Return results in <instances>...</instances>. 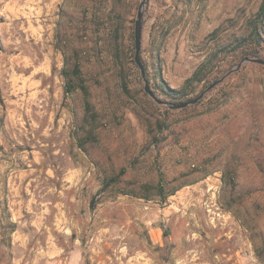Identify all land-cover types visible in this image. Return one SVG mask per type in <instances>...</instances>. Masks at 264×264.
Returning <instances> with one entry per match:
<instances>
[{"label":"rangeland","instance_id":"obj_1","mask_svg":"<svg viewBox=\"0 0 264 264\" xmlns=\"http://www.w3.org/2000/svg\"><path fill=\"white\" fill-rule=\"evenodd\" d=\"M263 2L147 0L155 97L191 99L243 51L264 58ZM139 3L0 0V264H264V65L243 63L185 108L160 104L131 62ZM59 20L89 38L96 120L65 91Z\"/></svg>","mask_w":264,"mask_h":264},{"label":"trees","instance_id":"obj_2","mask_svg":"<svg viewBox=\"0 0 264 264\" xmlns=\"http://www.w3.org/2000/svg\"><path fill=\"white\" fill-rule=\"evenodd\" d=\"M65 2H66V0H65ZM63 12H64V10H61V14H63ZM256 14L258 16V21L263 19V17H264V2L260 5L259 11ZM87 15L88 14L85 13L86 17H87ZM67 29H68V27H66V23H64L62 20H59L58 28L56 31V47L61 51V53L63 55V63H64L63 64V74L65 77V91L71 92V93L75 92V91H79V93L82 96V100H83L84 112L85 113L91 112L90 116L93 117V120H96L99 117L98 109L96 108L95 104L92 101H90V99L88 98V96L91 95L90 90H89L88 86L86 85L85 80L83 78H81L82 70L84 68V62L82 59V54H83L84 49H82L81 51L79 49H80V47H83L87 42H89V38H86V35L83 38V37H77L74 34H72V35L67 34ZM114 34H115L114 38H116V36H117L118 38L123 39V33L122 32L119 33V31L116 30ZM133 48L135 51L134 43H133ZM244 56H259V55H258L257 51H243L241 57H244ZM131 62L136 64L134 61L133 55L131 56ZM206 62L207 61H205V62L203 61L198 66V68L193 72V74L189 78L186 79V81H185L186 84L193 83L194 81H202L203 80L202 73H203V69L206 66ZM122 87L126 88L125 81H123ZM162 92L166 97H180V96H184L186 94L184 87H181L179 89H175V88L169 87L166 84H163ZM163 100L165 101L166 98H164ZM165 110H168V108H165ZM180 185H181V183L178 186H180ZM178 186L172 187L162 197L163 200H165L167 198V196L173 194V192L177 189ZM102 188H104V185L101 187V189H99V194L102 192ZM140 197L150 199V197L147 195H140ZM93 204H94V200H93Z\"/></svg>","mask_w":264,"mask_h":264},{"label":"water","instance_id":"obj_3","mask_svg":"<svg viewBox=\"0 0 264 264\" xmlns=\"http://www.w3.org/2000/svg\"><path fill=\"white\" fill-rule=\"evenodd\" d=\"M147 3V0H140L138 10L136 13V18L134 21V46H135V51H134V61L139 67L141 71V75L145 81L144 85V91L148 93L149 96H151L155 101H157L160 104H165L171 109H181L184 108L188 105L195 104L197 103L203 95L211 90L213 87H215L217 84H219L229 73H231L234 70H237L243 63L245 62H255L261 65H264V58L259 57V56H244L239 63H237L228 73L223 75L222 77L215 79L212 81L210 84L207 85L205 89H203L198 95L195 97L182 101V102H168L164 101L162 99H159L155 97L153 92L149 89L148 83L145 78V70H144V65L141 61L140 58V49H141V35H142V19H143V13H144V8Z\"/></svg>","mask_w":264,"mask_h":264}]
</instances>
